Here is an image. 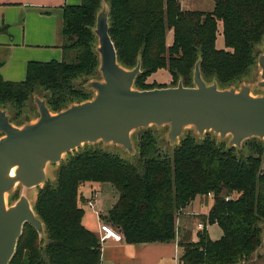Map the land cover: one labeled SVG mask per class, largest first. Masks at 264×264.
I'll return each mask as SVG.
<instances>
[{
	"label": "trees",
	"instance_id": "1",
	"mask_svg": "<svg viewBox=\"0 0 264 264\" xmlns=\"http://www.w3.org/2000/svg\"><path fill=\"white\" fill-rule=\"evenodd\" d=\"M181 1L108 0L109 37L117 63L127 70L140 63L133 88L143 91V76L162 68L172 78L180 77L183 87H194L197 62L206 85L239 87L261 54L256 47L264 41V0H213L211 12L183 10ZM100 4L81 0L62 7V59L28 62L20 82L4 81L0 75L1 110L8 104L20 110L36 95L55 114L92 98L85 87L89 81L83 79L99 77L94 29ZM167 29L173 34L169 47ZM218 35L223 49L215 47ZM151 129L138 134L135 164L113 153L87 150L91 145L67 155L55 184L46 181L37 188L33 210L43 237L25 224L9 264H101L99 236L82 224L86 201L79 190L86 183L116 188L118 199L100 220L128 244L170 243L178 236L179 264H254L262 254L264 223L259 144L249 147L255 155L244 156L213 134L186 135L170 158L157 149ZM208 195L213 204L206 215L182 216L196 197ZM188 224L202 225L194 242ZM212 225L221 230L217 240L209 237L207 227Z\"/></svg>",
	"mask_w": 264,
	"mask_h": 264
},
{
	"label": "water",
	"instance_id": "2",
	"mask_svg": "<svg viewBox=\"0 0 264 264\" xmlns=\"http://www.w3.org/2000/svg\"><path fill=\"white\" fill-rule=\"evenodd\" d=\"M94 33L100 79L85 85L93 92L90 100L52 114L45 101L36 97L38 119L22 126L11 124L0 109V264H9L25 224L43 237V225L29 199L21 195L7 205L6 195L16 187L41 188L48 166L60 164L85 145H112L132 153L134 132L165 126L171 144L189 128L199 138L212 133L219 141L228 139L227 145L237 149L248 139L264 140V95H251L244 84L224 90L216 83L206 85L199 62L193 72L194 87L179 83L172 88L136 90L133 85L140 63L131 70L117 63L108 10L97 14ZM257 66V87L264 90V52L257 57Z\"/></svg>",
	"mask_w": 264,
	"mask_h": 264
},
{
	"label": "crops",
	"instance_id": "3",
	"mask_svg": "<svg viewBox=\"0 0 264 264\" xmlns=\"http://www.w3.org/2000/svg\"><path fill=\"white\" fill-rule=\"evenodd\" d=\"M80 1L0 0V30L4 29L0 31V75L4 81H23L27 63L30 61L49 62L62 59V7L78 5ZM184 1L186 0L181 1V8L187 10L183 5ZM82 197L85 201L92 197L94 204L97 203L94 188L89 191V197L84 194ZM83 210V226L100 236L99 223L102 222L100 216L106 215L108 211L105 213L92 208L90 213L97 220L96 225L92 226L85 218L84 207ZM182 214L187 217L206 215L207 212L199 213L194 208L190 211L185 209ZM181 220L184 219H177V228L182 226ZM209 227L211 226L207 227V231ZM195 228L197 231L200 230L198 226ZM195 234L196 232H192L191 239L196 240ZM178 241V236L170 243L149 244H128L124 239L121 242L108 239L101 242V264H179L181 249Z\"/></svg>",
	"mask_w": 264,
	"mask_h": 264
},
{
	"label": "rangeland",
	"instance_id": "4",
	"mask_svg": "<svg viewBox=\"0 0 264 264\" xmlns=\"http://www.w3.org/2000/svg\"><path fill=\"white\" fill-rule=\"evenodd\" d=\"M185 9L190 10V11H200V12H211L214 8V2L213 0H186L183 3ZM99 11L102 10L103 8L108 10V0H101V4L99 6ZM96 24V23H95ZM221 27H219V30ZM173 40V34L172 31L169 29L166 30L165 34V45L169 47L172 44ZM215 47L217 49H223L224 44H223V38L221 35L217 36L216 40V45ZM257 52L263 53L264 52V41L257 45L256 47ZM69 57H72L73 54L70 53L68 55ZM192 73V69L190 70ZM260 70L257 66H253L252 68L249 69L248 73L246 74V77L243 81L244 85L249 86L251 95L253 96H263L264 95V90L260 89L257 87V82L260 80ZM94 78V77H93ZM92 78V79H93ZM97 80L100 79V74L99 77H95ZM94 78V79H95ZM93 79V80H94ZM91 81L90 77H87L83 79V81ZM181 78L178 77L177 79H174L170 76L169 72L167 71L166 68H162L159 70H156L155 72L145 74L140 81L142 88L144 90H152V89H161V88H172L176 87L179 83H181ZM82 80L79 81L81 83ZM86 85V84H85ZM238 89V86L236 87ZM93 94V92H91ZM36 95H31L24 103V106L18 110L15 108L13 105L8 104L5 108L7 110L6 114L9 116L10 119L14 120V123L17 125H24L28 122L33 123L38 119V112H37V107L34 103V98H36ZM151 132L154 136V139H156L157 142V149L161 154H163L166 157H172L173 156V151L174 148L177 147L180 144L181 139L186 136V135H196L195 131L192 128L185 129L181 138L178 139L174 144L169 143L167 140V133H168V127H161V128H155L151 127ZM141 133V130L136 131L132 134V142H133V152L128 153L124 150H122L120 147H115L112 145H91V147L86 148L87 150H102L108 153H113L118 155L119 157L131 162V163H136L138 161V156H137V137L138 134ZM197 136V135H196ZM210 137H212V133L209 134ZM217 140L218 137H215ZM224 142H228V139L223 140ZM254 142V143H252ZM245 143V142H244ZM243 143V146L240 148V154L246 156L248 154L255 155L254 152L249 148L250 145L253 144H259V148L261 149L260 157H261V169L262 172L264 173V140L260 139H255V140H248L246 141V144ZM82 148V147H81ZM80 148V149H81ZM67 157H65L63 160H65ZM59 166H48L47 167V181L49 183H52L53 185L56 182V177H57V172L59 170ZM43 187V186H42ZM41 187V188H42ZM95 189L96 191V200L97 203L94 204L93 208L98 211L101 210L102 212H107L108 209L112 206L113 203H115L118 199V191L116 188L109 184V183H86L80 188V193L81 195L84 194V196L89 197V191L92 189ZM38 194V189H31V190H24L20 187H16L13 191H11L8 195H6V203L7 205H12L14 202L17 201V199L21 196L24 195L27 197L31 203V206L33 207L35 205V201L37 198ZM213 204V199L212 195L208 196H198L196 200L191 205H189L186 210L190 211L195 208V211H198L199 213H208L211 205ZM82 207L85 208L86 215L85 218L88 220V222L92 225L95 226L97 223L96 218L94 215H92L90 212L92 211V208L88 207L86 203L82 204ZM199 216V215H197ZM177 220H176V225H177ZM189 225V230H192L193 233L197 232V228H192ZM177 227V226H176ZM263 227V235H262V245L261 248L264 247V223L262 224ZM199 230V229H198ZM209 232V237L211 240H217L221 236V230L217 226H211L208 229ZM192 240H195V238H192ZM260 255V254H259ZM248 264V263H245ZM252 264V263H251ZM254 264H264V253H262L258 259L255 258Z\"/></svg>",
	"mask_w": 264,
	"mask_h": 264
},
{
	"label": "built area",
	"instance_id": "5",
	"mask_svg": "<svg viewBox=\"0 0 264 264\" xmlns=\"http://www.w3.org/2000/svg\"><path fill=\"white\" fill-rule=\"evenodd\" d=\"M86 204L88 207L93 208L94 201L92 197L86 200ZM198 227L200 230L202 229L201 224L198 225ZM99 232H100V236H99L100 243L108 239L115 241V242H121L123 240V237L121 236V234L115 231V229H113L107 223H104V222L99 223Z\"/></svg>",
	"mask_w": 264,
	"mask_h": 264
}]
</instances>
